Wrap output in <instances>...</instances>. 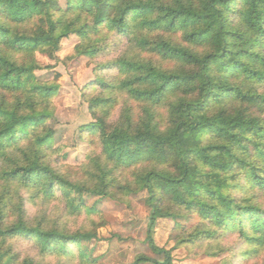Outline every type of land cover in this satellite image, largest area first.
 Instances as JSON below:
<instances>
[{"label": "trees", "instance_id": "trees-1", "mask_svg": "<svg viewBox=\"0 0 264 264\" xmlns=\"http://www.w3.org/2000/svg\"><path fill=\"white\" fill-rule=\"evenodd\" d=\"M256 12L254 5L248 23L256 37L249 47L264 45V24ZM246 15L238 0H67L66 7L59 0H0V264H42L30 257L21 260L12 244L15 240L31 241L42 257H70L73 246L96 238L56 226L43 230L42 221L33 223L28 216L26 192L31 193L30 201L32 196L53 200L61 193L71 210L95 213L96 208L85 207L83 197L113 198L116 189L124 194L147 193L148 243L164 257L160 262L140 256L135 264H173L171 251L154 243V230L161 219L176 222L180 230L176 247H204L205 254L216 257L224 250L213 248V243L236 234L243 247L247 245L241 259H262L264 264L259 253L264 247V209L240 196L233 200L219 197L208 184L212 177H203L193 167L202 157L207 162L205 154L218 152L222 146L200 149L197 143L185 147L189 132L197 134L209 125L198 121L186 128L181 119L172 131L174 116L187 115L200 106H181L174 112L164 105L169 93L195 92L190 86L197 80L205 85L200 92L206 101L213 87L211 74L240 64L237 57L247 55L248 48L235 52L233 43L246 42L245 34L230 29ZM70 36L79 39L75 55L91 60L108 55L120 41L127 44L117 58L98 66L101 73L116 70L117 76L108 80L97 73L91 85L98 92L88 98L95 122L83 132L97 139L102 153L95 161V172L85 181L71 180L48 161L55 143V132L49 126L56 112L52 100L61 76L56 74L55 81L48 83L36 76L38 71L51 69L37 60V54L57 60L63 40ZM121 96L126 105L113 122L110 118ZM245 99L258 112L262 110L258 98ZM130 102L139 104L137 118ZM162 108L166 109L165 120H160ZM237 127L230 125L233 132ZM10 149L21 151L23 164L5 155ZM132 170L131 178L118 175ZM227 171L235 170L229 167ZM243 175L230 179L236 181ZM252 179L264 184L255 172ZM233 189L244 191V186L234 184ZM206 198H219L224 211L203 203ZM189 215L200 218L190 230L179 223ZM248 230L256 235L247 236ZM81 255L86 257L84 251Z\"/></svg>", "mask_w": 264, "mask_h": 264}, {"label": "rangeland", "instance_id": "rangeland-1", "mask_svg": "<svg viewBox=\"0 0 264 264\" xmlns=\"http://www.w3.org/2000/svg\"><path fill=\"white\" fill-rule=\"evenodd\" d=\"M67 0H59L62 7H66ZM79 44L76 36L63 40L62 50L57 54V60L37 54V60L43 66L51 69L36 72L40 81L54 82L55 75L60 74L59 90L52 100L55 108V118L49 126L55 132V143L49 153L48 161L61 173L73 181H85L90 172H95L96 160L101 158V147L95 137L85 135L83 128L95 122L89 109L88 98L98 94L91 89L97 73L105 79L111 80L117 76L116 70H98L100 64L113 60L127 49L125 41H120L116 47H111L109 54L91 60L85 56L75 55V48ZM86 94V97H85ZM119 104L112 113L111 121H117L124 109L125 98L121 96ZM139 104L130 102L135 118L139 116ZM160 120H165L166 109L162 108ZM132 171L119 173V176L132 177ZM113 198L85 195L83 204L88 209L96 208L95 213L85 210L73 211L69 208L65 198L60 195L56 199H46L43 196L33 197L25 193L28 198L27 212L33 223L42 221L46 227L54 226L66 230L68 233L87 232L96 236L90 242L72 247V255L64 257L49 255L42 257L37 247L29 240L12 241L15 252L21 257L33 258L42 264H135L137 258L144 256L151 260L163 261L161 254L155 253L149 243L148 220L150 211L146 206V192L124 194L113 190ZM200 222L197 215H189L179 220L186 229H194ZM180 230L172 219H161L154 230L155 245L171 251L173 264H261L262 259H241V253L246 250L238 239V235L231 234L213 243V248L224 251L216 257L204 253V247L191 245L177 246ZM86 257H81V252ZM152 264V263H143Z\"/></svg>", "mask_w": 264, "mask_h": 264}, {"label": "clouds", "instance_id": "clouds-1", "mask_svg": "<svg viewBox=\"0 0 264 264\" xmlns=\"http://www.w3.org/2000/svg\"><path fill=\"white\" fill-rule=\"evenodd\" d=\"M238 3L240 10L247 15L230 30L244 33L246 42L233 43V49L238 52L241 48L247 47L248 54H241L237 57L240 64L234 69L227 72L214 71L211 74L214 77L213 87L206 101L203 100L200 92V88L205 85L197 80L195 85L190 86L196 88L195 92L188 95H184L183 92L169 93L164 100V105L174 112L181 106H200L190 110L187 115L174 116L175 123L172 125V131L174 132L179 127L181 119L186 122V128L194 122L203 121L209 127L202 128L197 134L189 132L185 147L192 148L198 143L200 149L211 145H220L222 148L218 152L205 154L207 162L203 157L197 159L193 167L203 177H212L208 184L217 191L219 197L233 200L240 196L243 200L264 209V184L252 179V173L255 172L260 181H264V79H261L264 77V45L249 47L255 40L256 32L250 28L248 23L252 18V8L255 5L256 16L259 22L264 24V0H247L246 3L245 0H238ZM245 97L258 98V107L262 110L258 112ZM231 124H237L239 127L233 132L230 128ZM222 128L223 132L220 131ZM33 148L36 150L37 146ZM5 155L17 159L19 164L24 163L21 151L10 149ZM221 166L224 167V171H221ZM229 167L235 171L228 172ZM240 173L244 174L240 179L236 181L230 179L231 175ZM234 184H243L244 191L234 190ZM203 203L214 207L217 211H224L219 198H206ZM43 230L46 231L47 227ZM246 235L254 236L256 233L248 230ZM259 253L261 257H264V247L259 249ZM23 259L24 257H21V260Z\"/></svg>", "mask_w": 264, "mask_h": 264}]
</instances>
